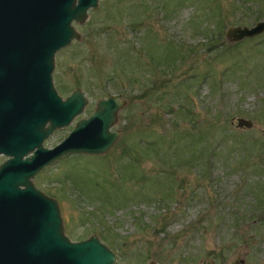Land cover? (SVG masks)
Returning <instances> with one entry per match:
<instances>
[{
  "label": "rangeland",
  "instance_id": "1",
  "mask_svg": "<svg viewBox=\"0 0 264 264\" xmlns=\"http://www.w3.org/2000/svg\"><path fill=\"white\" fill-rule=\"evenodd\" d=\"M52 79L87 101L124 99L100 154L66 153L34 185L59 199L70 239L95 233L112 264H264V0H97ZM251 120L236 126V118Z\"/></svg>",
  "mask_w": 264,
  "mask_h": 264
},
{
  "label": "water",
  "instance_id": "2",
  "mask_svg": "<svg viewBox=\"0 0 264 264\" xmlns=\"http://www.w3.org/2000/svg\"><path fill=\"white\" fill-rule=\"evenodd\" d=\"M97 2L0 0V90L10 95L13 114L18 113L14 119L19 129L23 125L26 130L24 151L0 163V264H112L115 260L114 251L95 233L70 239L63 230L58 202L32 181L37 171L66 153L105 152L118 134L110 126L125 101L115 93L98 98L92 111L75 119L57 143L50 147L42 143L54 129L69 124L87 101L78 87L62 96L53 83L52 69L55 52L78 37L72 22H83L88 8H95ZM263 30L264 18L251 26H227L224 35L235 42ZM251 124L247 118H236L238 127Z\"/></svg>",
  "mask_w": 264,
  "mask_h": 264
},
{
  "label": "flooded vegetation",
  "instance_id": "3",
  "mask_svg": "<svg viewBox=\"0 0 264 264\" xmlns=\"http://www.w3.org/2000/svg\"><path fill=\"white\" fill-rule=\"evenodd\" d=\"M12 104L13 103L11 101V98L8 92L0 90V163L3 160L14 155L15 153H18L20 150L24 151V141L26 137V134H25L26 130L23 125L19 129L18 124H17V119L16 121L14 119L18 116L17 115L18 113L15 115L13 114L15 110L13 109ZM2 148L10 149L11 153H5ZM28 154H29V151L23 152L21 157L23 158ZM43 192L46 193L45 191ZM52 197L56 199V201L58 202L59 208H60L59 199L55 196H52Z\"/></svg>",
  "mask_w": 264,
  "mask_h": 264
}]
</instances>
